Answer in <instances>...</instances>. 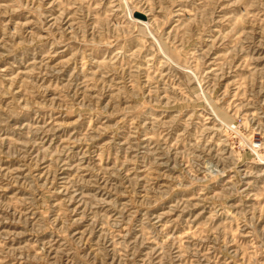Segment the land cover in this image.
<instances>
[{"label": "rangeland", "instance_id": "rangeland-1", "mask_svg": "<svg viewBox=\"0 0 264 264\" xmlns=\"http://www.w3.org/2000/svg\"><path fill=\"white\" fill-rule=\"evenodd\" d=\"M0 264H264V0H0Z\"/></svg>", "mask_w": 264, "mask_h": 264}]
</instances>
